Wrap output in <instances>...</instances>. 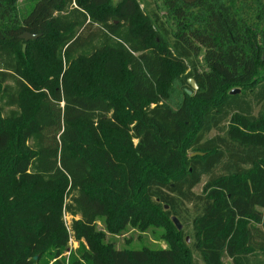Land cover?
I'll return each mask as SVG.
<instances>
[{
  "label": "trees",
  "instance_id": "1",
  "mask_svg": "<svg viewBox=\"0 0 264 264\" xmlns=\"http://www.w3.org/2000/svg\"><path fill=\"white\" fill-rule=\"evenodd\" d=\"M17 1L0 0V264H39L52 245L58 259L72 238L67 264H264V0H161L165 14L139 0H38L23 18ZM96 66L126 90L96 85ZM171 67L193 97L165 100ZM104 129L123 131L134 163L170 173L145 176L137 196L133 168L122 181L110 148H94ZM98 169L120 184L125 223L167 208L190 232L169 249L105 247Z\"/></svg>",
  "mask_w": 264,
  "mask_h": 264
},
{
  "label": "rangeland",
  "instance_id": "2",
  "mask_svg": "<svg viewBox=\"0 0 264 264\" xmlns=\"http://www.w3.org/2000/svg\"><path fill=\"white\" fill-rule=\"evenodd\" d=\"M38 0H18L17 1V12L20 17H25L30 10L34 7L35 3ZM117 2L118 0H114ZM144 4L149 3V10L152 8L155 10H160L162 14H165L162 9L161 0H139ZM26 51V49H25ZM99 68L96 66L94 70H92L91 75L93 80L96 82V85H104L108 86L109 92H113L112 96L116 97L121 92H124L128 87V83H126V79L124 80L121 86L110 84L109 79H105L103 76L101 77ZM183 77L175 68H170V80L163 86V94L164 98L170 102H179L181 100V94L184 90H191L189 87H182L180 85V79ZM192 91V90H191ZM194 92V91H193ZM110 94V93H109ZM194 94L190 95L193 97ZM118 102H120L118 98ZM196 101L189 100V104H195ZM122 108V105H119ZM196 110L192 109V117L193 120L196 119ZM8 114V109L6 108L3 112V115ZM120 120L122 124V128L128 126L131 122L130 117L125 112H120ZM196 122V121H195ZM216 132H212L210 137L214 136ZM124 135L123 131L119 129H104L100 134L98 140L94 144V148L98 151L104 150L106 148H110L111 154L114 160L118 163L117 170L121 173L122 181L125 178H128V174L125 173V169L129 172L130 168H133L132 182L135 186V193L137 196H141L143 194V186L142 181L143 178L147 175H155L157 177L162 178L166 174L170 173V168L166 165L150 160L145 163H134L132 156L129 152L124 153L121 148V141L123 140ZM112 172L97 170L95 174L94 184L92 187L97 189L99 192H107L109 202L111 204L112 210L108 217L100 218L97 221V230L103 235V245L105 247L113 246L118 250H137L141 248H147L149 250H160V249H169L177 247L180 244V241L183 240L182 236L178 235V228L173 222V218L171 216L166 215V209H155L151 211V214H143L141 217H134L130 219L128 223L126 222V214L123 213L121 207L114 208L115 191L120 186V184L114 179H111ZM207 178H203L202 183L198 185L194 192L196 194H200L202 192V188L206 183ZM189 208H191L189 206ZM65 221L68 227L71 225V218L69 216L65 217ZM182 225V231H186V233L190 232V221H186L183 223L179 221ZM258 228L262 229V225H256ZM189 240L188 243L191 245L193 241L190 239V235L184 237V239ZM68 250L65 252L60 258L56 259L54 257L55 252L57 251L54 246H49L48 251L46 252V256L40 261L39 264H67L68 258L71 253L77 251L80 247V243L77 242L74 238L70 239L68 243ZM54 257V258H53ZM65 258V259H64ZM195 258L200 259V255L195 253ZM184 255L178 254V262L183 263ZM65 260V261H64ZM62 261V262H61ZM231 261L226 260V263L229 264ZM78 264H84L83 259L79 257Z\"/></svg>",
  "mask_w": 264,
  "mask_h": 264
},
{
  "label": "water",
  "instance_id": "3",
  "mask_svg": "<svg viewBox=\"0 0 264 264\" xmlns=\"http://www.w3.org/2000/svg\"><path fill=\"white\" fill-rule=\"evenodd\" d=\"M38 37L39 36H36V35H30V34H24L21 38L25 41V42H29V41H32V40H36V39H38ZM25 49H26V45H24V48H23V51L25 52ZM189 85L191 86V88L193 89V90H197L198 89V87H197V85L195 84V82L192 80V79H190L189 81ZM186 92H187V94L190 96V95H192V91L191 90H186ZM231 95H237V94H239V90H233L231 93H230ZM194 156H203V154L202 153H193V154H191V157H194ZM173 222H174V224L176 225V227L178 228V230L180 231L181 229H182V225H181V223L179 222V220L176 218V217H174L173 218ZM188 241V240H187ZM36 259V258H35Z\"/></svg>",
  "mask_w": 264,
  "mask_h": 264
}]
</instances>
